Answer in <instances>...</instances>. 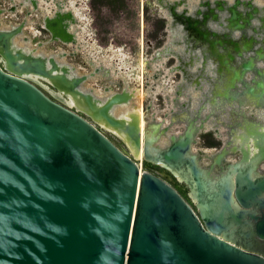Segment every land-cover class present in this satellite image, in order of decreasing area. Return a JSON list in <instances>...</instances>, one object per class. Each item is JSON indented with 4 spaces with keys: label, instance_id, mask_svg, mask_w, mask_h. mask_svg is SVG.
Instances as JSON below:
<instances>
[{
    "label": "water",
    "instance_id": "95a60500",
    "mask_svg": "<svg viewBox=\"0 0 264 264\" xmlns=\"http://www.w3.org/2000/svg\"><path fill=\"white\" fill-rule=\"evenodd\" d=\"M164 2L170 39L177 30L178 51L189 55L184 66L216 74L211 114L222 102L242 103L243 88L263 104L264 4L199 0L192 9L187 0ZM23 26L0 30V264H264V216L256 213L264 208V176L254 172L261 154L245 164L242 148L240 161L216 174L227 150L204 168L192 149L203 123L189 119L185 131L173 133L180 124L173 114L156 122L146 120V110L142 148L133 111L139 104L132 102L138 91L107 88L98 97L84 90L86 75L17 45ZM29 75L60 94L48 95ZM142 149L143 160L187 186L190 202L143 169Z\"/></svg>",
    "mask_w": 264,
    "mask_h": 264
},
{
    "label": "flooded vegetation",
    "instance_id": "af4514ba",
    "mask_svg": "<svg viewBox=\"0 0 264 264\" xmlns=\"http://www.w3.org/2000/svg\"><path fill=\"white\" fill-rule=\"evenodd\" d=\"M48 1L19 0L18 6L19 4L26 5L25 18L16 24L10 23L8 27L0 22V30L11 29L23 22L25 31L23 36L19 34L17 37L22 36L25 44L20 45L16 42L18 46L25 47L27 52L35 48L36 53H40L47 61L51 59L59 67H69V73L72 75H86L87 80L84 81L86 84L94 79L103 82L102 78H111V73L104 62L111 61L114 65L117 60L123 58L122 55L127 52L131 53L130 24L137 23L136 42H138V48L134 52L132 50L134 56L136 54L135 60L143 58L144 49L147 46V49L155 50L152 51L154 58L160 60L166 57L167 60L165 66L155 68L153 73L146 71L148 77L154 76L153 85H158L161 91L164 87L168 89V92L164 93L166 100L163 95H159V104L164 106L161 115L157 116L153 110L154 107L152 108L148 103L146 106H142L144 110L148 108L153 110L150 119L153 117L156 122H161L162 119H168L173 114L175 121L181 124V131H185L190 122L189 119L195 120L198 124L203 123V127L197 132L195 142L192 144L193 152L198 154L202 167L208 168L212 164L211 157L226 149L227 153L221 160V164H216L213 168L214 173L219 174L225 171L229 164L239 162L243 157L242 151L244 150L246 153L245 164L252 160L257 161V156L262 155L259 162L255 164L254 172L259 176H264V103L258 104L260 102L257 101V103L253 99V95L247 93V89L243 88L245 97L242 103L232 102L230 105L227 101L222 102L220 105L222 109L211 114V109L214 108V103L218 99L212 91L217 82V79H213L216 75L215 72L209 68L201 70L194 66H184V62L189 61L186 58L189 55L184 56L181 47L178 51L177 39L180 40V37L177 38L179 34L177 30L174 31L176 33L174 40L170 39L165 42L166 31L165 26H162L159 40L162 39L164 42L153 48L151 39L148 36L145 37L148 31L145 27L147 21L145 11L146 6H150L149 2L145 3L144 0H101L102 3H100L99 0H70V3L69 0H52L53 3L51 2L49 6ZM153 1L159 11H153L152 15L160 23L162 21L165 23V16L160 9L163 8L165 0ZM15 8L16 5L10 6L11 10ZM129 9L132 10V14H129ZM1 10L2 8H0ZM37 12H40V15L36 18L34 16ZM213 24L216 26V23ZM33 30L36 31V36H39L38 39H35ZM85 43L88 46H85ZM168 49L183 59L179 61L178 57L171 54ZM114 52L116 54H113ZM185 58L186 60L183 62ZM0 63L3 64L1 56ZM86 66L89 68L85 72L77 70V67L82 69ZM145 66L150 67L149 61H145ZM259 67L263 68L264 63H259ZM172 68H176L178 71H174ZM171 73L172 76L169 78ZM253 75V72H247V80H250ZM209 77L211 81L213 79L212 83ZM35 81L48 95L59 93L47 80L36 78ZM84 83L82 88L94 93V88L85 87ZM107 88L109 86H104V91ZM258 94L260 95V91ZM258 98L260 99V97ZM202 99L206 100L205 104L208 106L206 109H201V105L204 104ZM188 115L191 116L189 119ZM168 123L164 122L161 127ZM106 134L120 148L122 147L120 142L113 138L114 136ZM163 144L161 145L163 146ZM139 161H141L143 169L160 174L183 197L189 202L191 201L187 186L179 183L170 172L142 158ZM256 213L264 216V208H258Z\"/></svg>",
    "mask_w": 264,
    "mask_h": 264
},
{
    "label": "rangeland",
    "instance_id": "374dc122",
    "mask_svg": "<svg viewBox=\"0 0 264 264\" xmlns=\"http://www.w3.org/2000/svg\"><path fill=\"white\" fill-rule=\"evenodd\" d=\"M258 4L262 5L264 4V0H255ZM19 2V0H0V8L4 9V13L0 14V22H2L4 24L5 27H8L10 23L16 24L18 22H20L22 19L25 18L24 15V10H25V4H19V6L17 5ZM53 3L52 0H49L47 2V4H49V6L51 5L50 3ZM69 2L71 3V1L69 0ZM100 3H102L101 0H99ZM145 3L149 2L150 6H146V24L145 27L148 30L147 34H145V37L148 36V38L151 39V45H153L154 47L160 46L164 41L159 40V35H160V28L162 26H165L164 29L166 31V37H165V42H168L170 40V20H169V16L167 14V10L166 8H160L161 9V13L165 16V23L162 21L161 23L159 22V20L157 21L156 17L153 16V11H159L157 9V6H155V3L153 0H144ZM199 2V0H187L188 3V7L189 8H194L197 3ZM12 5H16V8L14 10L10 9V6ZM181 8H183V6H181ZM132 10L129 9V14L131 13ZM132 14V13H131ZM36 16L34 17H39L40 12H37L35 14ZM33 17V18H34ZM164 23V25H163ZM137 28H138V24H130V46H131V53L127 52L126 54L122 55L123 58H120L119 60H117L115 62V64L113 65V63L111 61L108 62H104L106 68L109 69V72L111 73V78L110 79H103V82L101 81H97L96 79L92 80V81H88L84 86L88 87L91 86L94 88V94L97 95L98 97H103L106 93V91H104V86H109V88L111 89V91H118L121 88L127 86L129 89H136V92L138 91V93L140 94V92L143 93L142 97H136V99L132 100V102L134 104H139L141 103L142 106H146V104L148 103L149 105L152 106L153 110L156 112V115L159 116L161 115L162 111H163V105L160 106L159 104V95H163L164 99V93L168 92V89H166V87H164V89L161 91L160 87L158 85H153L154 84V79L151 77H148L146 71L149 73H153V70L157 67H161V66H165L167 60L166 57H164L162 60H153V52L155 50H150L147 49V47H145L144 49V56L143 58L140 57V59L137 61L136 58V54L134 56L133 52L138 48V42H136L137 39ZM25 31V30H24ZM26 33V32H25ZM27 34V33H26ZM33 34L34 36H36V31L33 30ZM32 34V35H33ZM23 36V34H22ZM22 36H18L16 37V42L19 43L20 45L25 44L24 41L22 40ZM39 36H36L35 39H38ZM114 43V42H113ZM87 43H85V46ZM145 44V43H144ZM140 47V44H139ZM133 50V52H132ZM119 51V50H118ZM152 53H151V52ZM119 53V52H117ZM113 54H116V52H114ZM131 55V56H130ZM133 55V56H132ZM104 59V58H103ZM141 60L144 61H149L150 63V68H148L147 66L144 65V67L141 66ZM131 61V62H130ZM136 61V63H135ZM140 62V63H139ZM148 63V62H147ZM118 64V65H117ZM89 67H83L82 69L77 67V70L79 71H87ZM120 68V69H119ZM144 68V71H143ZM148 68V69H147ZM117 69V70H116ZM150 69V70H149ZM165 72H168V70H165ZM172 76V73L169 75V78ZM143 79L145 82H143ZM148 82V84H147ZM139 89V90H138ZM52 91V90H51ZM54 91V90H53ZM166 100V99H165ZM152 109H146L147 112V119H150L151 115H152ZM122 111V108H117L116 109V114L120 113ZM181 125L180 124H175L172 128H171V132L176 133L181 131ZM112 136H114L113 138H116L117 141L120 142L121 144V148H123V150L127 151V148L125 146V144L119 140L117 138V136H115L112 133H109ZM166 140L163 139L161 141V144H163V142H165ZM139 163L141 164V161H139Z\"/></svg>",
    "mask_w": 264,
    "mask_h": 264
},
{
    "label": "bare ground",
    "instance_id": "6f19581e",
    "mask_svg": "<svg viewBox=\"0 0 264 264\" xmlns=\"http://www.w3.org/2000/svg\"><path fill=\"white\" fill-rule=\"evenodd\" d=\"M213 23V21L210 23V25ZM201 46V44H197V47H200ZM196 59V58H195ZM201 58L199 57V60H200ZM206 60V59H205ZM211 63H212V61H211ZM144 65H145V61L144 60H141V66H143L144 67ZM72 75V74H71ZM30 77H32V78H34V79H36V77L35 76H33V75H29ZM143 82H144V79H143ZM139 97H142L143 96V93L142 92H140V94L138 95ZM129 105V104H128ZM122 106H127L126 104H123ZM133 107H135V105L133 106ZM131 110H132V108H131ZM133 111L134 112H138V114H139V122H140V128H141V147H142V145H143V136H144V128H145V122H144V119H143V116H144V114H145V111H144V108H142V105H141V103H139V105L137 106V107H135V108H133ZM133 111H129L128 109H127V111L126 112H124V113H130V112H133ZM217 112H219V111H214L213 112V114L214 113H217ZM191 116H187V118L189 119ZM143 148V147H142ZM142 156H143V149L138 153V156L137 157H139L140 159L142 158Z\"/></svg>",
    "mask_w": 264,
    "mask_h": 264
}]
</instances>
